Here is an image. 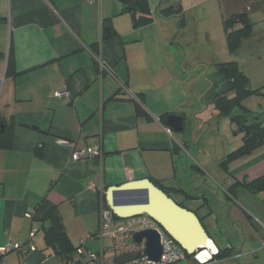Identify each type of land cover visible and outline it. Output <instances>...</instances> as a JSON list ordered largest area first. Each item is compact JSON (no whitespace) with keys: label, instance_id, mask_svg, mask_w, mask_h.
Returning a JSON list of instances; mask_svg holds the SVG:
<instances>
[{"label":"crops","instance_id":"1","mask_svg":"<svg viewBox=\"0 0 264 264\" xmlns=\"http://www.w3.org/2000/svg\"><path fill=\"white\" fill-rule=\"evenodd\" d=\"M133 2L128 9L121 0H0V133L9 137V145L0 147V247L21 245L2 264H58L44 238L52 213L61 218L72 247L83 241L87 252H102L108 264H116L117 255L138 250L130 243L132 233L155 225L143 215L112 216L111 229L122 225L132 231L116 251L113 237H95L105 208L101 199L108 187L143 178L194 211L209 236L208 229L230 236L231 226L220 218L228 206L217 189L235 201L228 191L232 185L235 194L246 196L238 183L264 176V145L225 169L222 158L241 142L213 165L189 157L193 143L183 134L189 126L180 111L189 64L173 36L179 33L174 22L179 13H158L178 6L146 0L143 12ZM243 5L252 23L243 39H264V13ZM233 58L229 61L238 60ZM216 78L213 73L211 87ZM171 114L182 117L181 130L167 123ZM88 149L98 153L71 158L72 151ZM207 170L218 186L206 184ZM237 241L227 238L225 246L215 241L232 256L207 264L236 258ZM170 264L194 260L186 256Z\"/></svg>","mask_w":264,"mask_h":264},{"label":"rangeland","instance_id":"2","mask_svg":"<svg viewBox=\"0 0 264 264\" xmlns=\"http://www.w3.org/2000/svg\"><path fill=\"white\" fill-rule=\"evenodd\" d=\"M235 1L168 0L167 2L168 4L174 2L178 6L179 14L174 22L178 23L179 33L176 30L173 36L177 34L175 43L183 49L182 54H186V61L189 64L186 69L189 70L190 77L183 85L185 92L183 99H185L180 111L187 117L186 123L189 128L183 134H188L193 143L189 147L190 150L188 149V155L193 162L200 158L213 165L216 160L220 159L223 152L228 153L230 148L241 142L242 132L231 122L229 116L220 115L213 105L211 77L214 73V64L229 61L235 56L233 59H238L236 62L248 78L249 87L261 90L264 85V39L259 37L241 39L236 53L229 51L223 17L231 12L230 9L245 8L244 5L240 7V1ZM226 95L231 96L232 91ZM242 103L253 112H264V94H250L243 99ZM206 172L204 174L206 184L218 186L213 181V172L211 170ZM229 192L235 201L227 198L221 189H217L216 196L225 201L229 207L220 211L222 215L220 218L224 222L226 220L231 226L230 231L228 230L230 236L221 235L218 230L214 229H208V232L214 242L216 241L220 246H225L227 238L238 240L235 243L240 255L220 264L238 262L240 264H264L262 195L246 193V196H241L238 193ZM227 214L230 215L229 219H226ZM143 216L139 217L143 218ZM144 217L150 221L148 217ZM254 251L256 254H253Z\"/></svg>","mask_w":264,"mask_h":264},{"label":"trees","instance_id":"3","mask_svg":"<svg viewBox=\"0 0 264 264\" xmlns=\"http://www.w3.org/2000/svg\"><path fill=\"white\" fill-rule=\"evenodd\" d=\"M134 1L136 2V6L140 11L143 12L147 11L146 0H134ZM237 1L241 2L240 5L246 3L249 4L252 10L261 9V11L264 13V0H260L259 2L252 0H236L235 2ZM229 5L231 7V4ZM177 11H178V7L176 9L175 6L174 7L169 6L160 9L158 13L162 17H166L175 14ZM230 11L231 12L227 16L223 17V26L225 29V37L229 51L235 52L239 48L241 39L249 36L252 23L247 13H243L239 10H231V9ZM107 36H109L108 30L104 28L103 37H107ZM214 74L216 77L222 76L228 80L229 90L223 94L216 93L214 91L216 82L213 81L211 87V90L213 92L212 93L213 95L211 96L213 105L220 115L229 116L231 122L236 125L239 131L242 132L241 145L235 150L226 154L222 158V161L220 162L222 168L225 169L227 167V164L230 163L231 161L239 157H244L250 154L256 148L264 145V112L255 113L242 103L243 99L249 96L250 94H255V93L264 94V85L263 88H261L262 92H260L261 91L260 89H251L249 87L248 78L239 70L237 63L234 61L214 64ZM230 91H232V95L231 96L226 95ZM0 124H2L1 121ZM5 133L6 132L0 133V147H5L9 145V137H7ZM235 184L237 185V183ZM238 184L241 187V191H243V193L244 192L261 193L262 201L264 204V186L261 184L260 178L253 179L251 181L243 180ZM232 186L230 187V189H228V191L235 193L236 189H234ZM101 200L103 206H105V208L108 209L104 197H102ZM178 204L186 207L181 203ZM112 216L113 218L118 219V217L115 216L114 214H112ZM44 238L46 245L50 247L53 250L54 254L59 258L58 264H68L69 261L75 259L76 248L72 247L65 233V229L59 215L52 213V215L50 216V225L48 226V228L45 229ZM228 249L229 248L220 249L218 247L219 252L217 255L214 256V260L215 259L222 260L232 256L230 255L231 253ZM12 251H16V250H12ZM185 255L192 257V254L190 255L187 254L186 252ZM140 260H141V256L137 260L129 264H133ZM84 264H89V263L86 261V263Z\"/></svg>","mask_w":264,"mask_h":264},{"label":"water","instance_id":"4","mask_svg":"<svg viewBox=\"0 0 264 264\" xmlns=\"http://www.w3.org/2000/svg\"><path fill=\"white\" fill-rule=\"evenodd\" d=\"M121 1L128 9L134 8L133 0ZM241 12L246 13V7ZM214 81L216 93L223 94L229 90V83L225 77H217ZM167 123L175 130L182 129L180 115H169ZM261 184L264 186V176L261 178ZM104 199L112 214L118 218L144 215L155 225L134 231L130 243L138 247V250L117 255L114 259L116 264L134 262L140 257L141 252L148 262H158L162 255V234L170 237L190 255L203 246L209 237L194 211L179 205L147 178L110 186L105 191Z\"/></svg>","mask_w":264,"mask_h":264},{"label":"built area","instance_id":"5","mask_svg":"<svg viewBox=\"0 0 264 264\" xmlns=\"http://www.w3.org/2000/svg\"><path fill=\"white\" fill-rule=\"evenodd\" d=\"M88 1H95V0H88ZM97 64L99 68L102 70L104 69L103 62L98 59ZM66 94V92H59L56 93L57 96H61ZM165 131L170 134V128H165ZM98 150L95 149H88L87 153L84 151H72L71 158L73 160H81L85 156H93L97 154ZM27 217H31V214L26 213ZM99 228L95 233V237L99 239H103L105 236H111L114 238V250L120 251L122 250V239L128 238L131 234V229L126 226L116 225L114 229H111V222H112V212L109 209L101 208L100 216H99ZM36 229H32L30 232V238L33 237L34 232ZM162 255L158 262L150 263L146 260L144 254H141V260L135 262L133 264H170L174 261H178L184 259L186 257L185 252L176 244L170 237L165 234H162ZM262 247L264 248V240L262 242ZM29 248L31 250L34 247L30 244ZM21 245L18 243L12 244L8 243L5 246L0 247V264L3 262L4 256L12 251V250H20ZM219 252L217 245L215 242L208 238L205 244L194 251L192 254V259L194 260V264H207L208 262L214 260V256L217 255ZM256 251L253 252L255 254ZM102 252L100 254L90 253L87 252L86 249L83 247V241H80L76 247V258L69 261L68 264H84L86 261L89 264H108L107 261L102 256ZM240 253L236 254L235 256L239 257ZM85 261V262H84Z\"/></svg>","mask_w":264,"mask_h":264},{"label":"flooded vegetation","instance_id":"6","mask_svg":"<svg viewBox=\"0 0 264 264\" xmlns=\"http://www.w3.org/2000/svg\"><path fill=\"white\" fill-rule=\"evenodd\" d=\"M215 89V88H214ZM215 91V90H214ZM261 194V193H260ZM262 195V194H261ZM182 204V203H181Z\"/></svg>","mask_w":264,"mask_h":264},{"label":"clouds","instance_id":"7","mask_svg":"<svg viewBox=\"0 0 264 264\" xmlns=\"http://www.w3.org/2000/svg\"><path fill=\"white\" fill-rule=\"evenodd\" d=\"M208 238H210V237H208Z\"/></svg>","mask_w":264,"mask_h":264}]
</instances>
